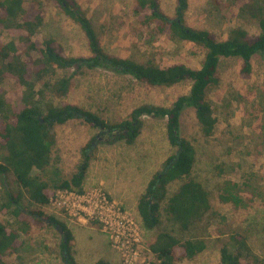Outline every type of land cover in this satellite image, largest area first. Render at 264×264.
<instances>
[{
	"label": "rangeland",
	"instance_id": "1",
	"mask_svg": "<svg viewBox=\"0 0 264 264\" xmlns=\"http://www.w3.org/2000/svg\"><path fill=\"white\" fill-rule=\"evenodd\" d=\"M26 1L30 14L38 13L37 9L43 14L44 22L33 38L39 46L52 38L66 57L93 56L84 32L57 5L46 0ZM76 1L91 20L107 55L140 64L151 61L161 67L183 63L190 68H201L205 50L170 35H157L144 29L133 13L135 0ZM159 1L162 11L174 18L176 0ZM220 3L189 0L186 24L212 33L219 41L227 40L235 28L250 35L259 33L252 7L243 10L244 7L240 8L233 0H220ZM3 36L9 37L8 33ZM252 66V73L242 76L240 58L221 60L218 84L208 91V100L217 118L213 135L206 137L203 134L194 109H187L181 119L180 135L196 151L191 178L201 183L211 196L212 210L201 221L183 231L165 212L167 199L184 179L168 186L167 198L159 209L157 227L147 229L139 215L137 205L148 183L177 152L168 140L166 118L142 116L141 133L131 145L116 139L118 133L115 130L109 135L84 119L74 118L54 124L52 129L63 176L71 179L78 172L84 161L83 149L92 144L82 196L94 191L105 193L115 206V212L132 222L133 236L115 235L113 240L109 229L106 230L96 217L85 216L78 210H73L70 215L61 202L65 196L70 197L71 192L52 191L51 201L44 206L33 204L23 193L22 204L26 209L40 210L44 217L53 218L59 224L45 221L40 226H33L28 235L21 236L23 246L20 251L5 257V263L66 264L62 249L65 232L60 233L61 224L69 234L66 252L71 254L75 264H96L98 261L126 264V258L134 264H157L149 243L162 231L182 240H205V251L195 260H184L181 264H219L221 249L233 235L243 237L248 248L264 260V53L252 58ZM76 71L72 67L57 69L42 80L54 85L59 79H70L72 86L65 96L54 94L42 81L37 83L36 89L46 87L43 94L46 102L55 106L62 103L76 105L111 125L129 119L131 112L142 105L171 106L179 96L189 93L192 84L185 80L172 87H153L131 75L101 67ZM12 81L0 83V90L7 97L20 92ZM259 134L263 143L258 139ZM227 181L249 185L243 186L245 191L242 192L243 196L254 198L249 208L234 209L219 201ZM12 186L18 189L14 182ZM4 219L0 213V221ZM123 221L118 222L121 228L126 226Z\"/></svg>",
	"mask_w": 264,
	"mask_h": 264
},
{
	"label": "trees",
	"instance_id": "2",
	"mask_svg": "<svg viewBox=\"0 0 264 264\" xmlns=\"http://www.w3.org/2000/svg\"><path fill=\"white\" fill-rule=\"evenodd\" d=\"M57 5L63 13L84 32L93 54L92 57H66L61 47L52 38L39 46L34 40L44 22L40 9L29 13L26 0H0V83L13 80L17 92L9 97L0 90V264L4 258L18 253L23 246L22 235H28L33 226L45 221L59 224L43 213L24 207L25 193L29 200L39 206L50 202L54 190H77L83 193V180L89 165L92 144L83 149L84 161L71 179L63 176L60 160L55 153L56 137L54 124L70 119H84L93 127L117 131L116 139L134 144L141 133L140 118L144 115L166 118V132L177 152L165 163L148 183L145 193L138 202V212L144 226L154 229L160 223L159 209L167 198L168 186L184 179L178 190L167 199L165 212L170 220L183 231L201 221L211 210V196L207 189L191 178L196 151L181 137V119L187 109H194L201 130L206 137L213 135L217 125L211 103L209 88L218 84V69L222 59L237 57L242 60L241 75L252 73V58L264 53V0H233L245 10L252 7V16L257 19L259 33L250 35L241 28H235L225 41L215 35L188 26L185 14L189 0H176V16L168 17L161 9L159 0H135L133 13L142 27L157 35L167 34L174 39L189 42L205 50L201 68H190L183 63L161 67L153 62L143 64L107 55L101 45L91 20L82 11L76 0H46ZM221 4L220 0H213ZM8 33L9 37L3 35ZM17 32V34H16ZM19 34V35H18ZM101 67L118 74L131 75L145 81L149 86L172 87L182 81L192 82L188 94L179 96L171 106L142 105L135 108L129 119L117 124H107L98 115L76 105L62 103L55 106L46 102L44 90L36 89L39 81L54 74L57 69ZM76 71V73H77ZM51 92L65 96L72 86L70 79H59L54 85L43 82ZM260 143L261 134L258 135ZM17 185L14 189L12 183ZM239 183L227 181L219 194V201L230 204L234 209L249 208L254 198L245 197V188ZM7 217V218H6ZM62 249L66 264H75L67 251L69 234L65 227ZM204 239L182 240L170 232L158 233L149 243V250L155 255L157 264H181L184 260H195L206 249ZM96 264H108L98 261ZM219 264H264L254 254L243 237L233 235L221 249Z\"/></svg>",
	"mask_w": 264,
	"mask_h": 264
},
{
	"label": "built area",
	"instance_id": "3",
	"mask_svg": "<svg viewBox=\"0 0 264 264\" xmlns=\"http://www.w3.org/2000/svg\"><path fill=\"white\" fill-rule=\"evenodd\" d=\"M65 191L71 192V194L68 198L65 196L61 204L65 206V209L70 215H72L73 210H78L84 213L85 216L91 218L96 217L104 224L106 230L109 229L108 232L113 240L115 235L117 237L124 235L126 238L133 236L134 228L132 222L115 212V206L109 202L105 193L94 191L83 197L82 193L70 190H64L62 194H64ZM118 220L120 222L124 220L123 222H125L126 226H122L121 228ZM121 230H123V233ZM126 264L134 263L130 261L129 258H126Z\"/></svg>",
	"mask_w": 264,
	"mask_h": 264
},
{
	"label": "flooded vegetation",
	"instance_id": "4",
	"mask_svg": "<svg viewBox=\"0 0 264 264\" xmlns=\"http://www.w3.org/2000/svg\"><path fill=\"white\" fill-rule=\"evenodd\" d=\"M104 133H106V134H111V130H109V129H107Z\"/></svg>",
	"mask_w": 264,
	"mask_h": 264
},
{
	"label": "water",
	"instance_id": "5",
	"mask_svg": "<svg viewBox=\"0 0 264 264\" xmlns=\"http://www.w3.org/2000/svg\"><path fill=\"white\" fill-rule=\"evenodd\" d=\"M64 231H63V229L62 228H60V233H63Z\"/></svg>",
	"mask_w": 264,
	"mask_h": 264
}]
</instances>
